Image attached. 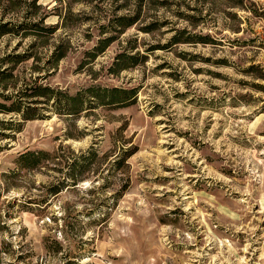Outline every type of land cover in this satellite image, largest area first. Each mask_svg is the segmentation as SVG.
Returning <instances> with one entry per match:
<instances>
[{"label": "rangeland", "instance_id": "374dc122", "mask_svg": "<svg viewBox=\"0 0 264 264\" xmlns=\"http://www.w3.org/2000/svg\"><path fill=\"white\" fill-rule=\"evenodd\" d=\"M253 1L254 16L235 9L240 31L228 0H38L40 8L24 1L11 11L0 2V16L13 22L48 14L45 24H55L59 9L68 14L35 48L32 35L1 39L0 102L35 79L71 93L92 83L98 92L137 89L130 105L98 103L78 116L49 103L34 104L43 118L33 120L0 112V247L12 243L4 264H264V0ZM137 14L80 68L100 37L116 34L117 16ZM60 38L67 55L47 74ZM125 49L137 53L122 61L132 65L112 74ZM27 52L35 56L6 59ZM251 64L258 67L248 71ZM61 144L65 170L96 151L85 178L41 212L33 201L43 184L61 181V165L29 170L15 160ZM122 148L135 152L118 169Z\"/></svg>", "mask_w": 264, "mask_h": 264}, {"label": "trees", "instance_id": "16d2710c", "mask_svg": "<svg viewBox=\"0 0 264 264\" xmlns=\"http://www.w3.org/2000/svg\"><path fill=\"white\" fill-rule=\"evenodd\" d=\"M29 2L31 6L35 8H40L41 5L38 4V0H0V2L5 3V9L8 11L14 10L18 8L19 3L21 2ZM75 2L83 1V0H73ZM229 7L233 8L234 12H230L232 15L237 17L238 20V31L243 30L244 28L241 27L242 18L238 17V13L236 10H244L246 12L251 13L254 16V1L253 0H228ZM59 8V7H57ZM57 15L59 16V21L55 24H45V20L47 15L40 16L36 21H21V22H13L12 20H5L6 12H3L0 16V41L4 36L11 35H22V36H29L32 35L34 37L33 42L31 43V48H35L39 42L46 41L49 37L53 36L59 28L63 25L65 26V22L67 21V15L63 11V9H59ZM139 16H128V15H120L117 16L118 25L120 28L117 29L116 34H111L110 36L100 37L95 44L86 51L89 61L84 62L81 64L80 68L85 66L84 64H88L93 62L99 54L103 53L113 42L119 39L120 35L125 32V30L135 24ZM152 28H149L151 31ZM108 30H103L102 33L104 34ZM251 43L254 42V38L250 40ZM180 42L176 38H174V43ZM198 42V41H197ZM199 42H207L206 36H199ZM66 40L64 38H60L59 43L54 46V49L50 55L49 65L43 67V72H47L50 68H56L57 64L67 55L65 44ZM249 43V44H251ZM160 47H155L151 49H158ZM163 48V47H162ZM137 53L131 54L127 49L119 52L112 65L110 66V72L112 74L118 73L132 64H122L123 59H133L135 58ZM35 54L33 52H27L23 54H9L6 58L10 62L16 64L27 60L29 58L34 57ZM5 60V59H4ZM83 65V66H82ZM51 66V67H50ZM258 65L251 64L248 67V71H254ZM35 68H39L35 66ZM41 69V68H39ZM5 72L1 73L4 74ZM42 75H39L40 77ZM45 76V74L43 75ZM264 78V76H263ZM264 86V85H262ZM101 85L98 83H92L86 88H82L75 93H71L67 89H62L59 87H54L44 83H38L35 79L30 83H26L25 88L19 89L17 95H8L2 94L5 102H0V112L5 113H16L21 115L24 121L33 120L38 118H43L42 114L36 113L38 109L37 106L34 104L39 103H49L53 108L54 113L64 116V115H73L78 116L81 112L85 110H92L98 107V103L100 105H112L116 107L127 106L131 103L136 101L137 97V89L136 88H124V87H111V88H104L102 92H98V88ZM30 91V92H29ZM10 104H7L9 103ZM69 117V116H68ZM2 125H6L5 128H12L10 127L12 121H1ZM4 133V132H3ZM69 146L60 145L53 151L40 149V150H26L24 152L19 153L16 158V163L19 164L23 168H27L29 170L32 169H39L43 164L48 161H59L56 162L59 166L58 171H60L62 175L61 181L57 183H49L43 184L44 194H42L41 198H35L39 211H44L47 207V202L49 198L53 195L60 193L62 190L67 188L68 186L77 185L82 181L85 176L84 173L88 168L89 163V154L95 152L94 146H90L88 148V153H81L79 155H75L74 160L71 163H68V168L65 170L63 167L65 161L62 160V156L59 155L60 151L63 149L68 148ZM135 151L132 148H122L119 152L117 158L114 161V164L118 165L117 168L120 169L123 164H126L128 158L134 153ZM1 197V193H0ZM45 207H42L44 206ZM46 240V238H45ZM44 240V241H45ZM59 247H61V243L58 241L56 242ZM12 244L11 242L4 241L0 247V264H4L5 261L3 259V254L8 253V246ZM45 246L49 249V245L47 242H44ZM71 263V262H70Z\"/></svg>", "mask_w": 264, "mask_h": 264}]
</instances>
